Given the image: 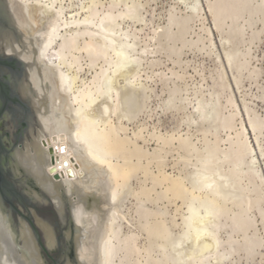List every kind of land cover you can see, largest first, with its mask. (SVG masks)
Here are the masks:
<instances>
[{
	"label": "bare ground",
	"instance_id": "bare-ground-1",
	"mask_svg": "<svg viewBox=\"0 0 264 264\" xmlns=\"http://www.w3.org/2000/svg\"><path fill=\"white\" fill-rule=\"evenodd\" d=\"M179 1L186 4L189 0ZM195 3L197 1L191 7L193 10L197 9ZM214 3L210 4L209 10L218 26L220 14L216 6H212ZM72 6L68 0H0V48L10 58L25 64L26 72L19 89L32 101L37 115L36 124L30 129L35 142L31 143L26 137L24 145L12 151L9 161L16 177L21 176L20 181L33 204L30 208H20L29 211L39 233L40 228L49 245L42 244L27 212L14 217L13 210L9 209L0 193V264H48L43 250L46 252L45 246L51 252L55 250L59 238L54 224L38 214V204H51L56 208L63 235L72 242L76 264H155L152 261L154 257L151 259L149 256L148 246L145 247L147 244L144 248L139 246V234L132 229L123 233V220L129 216L124 211L125 200L129 196L139 200L137 213L141 218L155 214L144 203L152 200L150 195L157 186L162 188V195L169 202L177 206L182 203L176 211L186 208L182 216L183 231L165 237L160 246L165 248L174 264H193L194 261L207 264L210 257L219 253L220 232L227 226L222 221L226 209L243 202V187L235 168H227L225 164L232 152H251L244 128L236 133L235 139L230 138V148L221 153L224 157L192 164V169L179 168L178 175L173 176L162 159L164 150L161 145L153 152L149 146L154 138L166 147L175 141L184 147L189 139L155 134L147 139L142 131L134 132V137L128 134V125L143 112L145 98H148L146 87L137 82L141 60L128 57L126 51L118 48L134 47L127 42L130 32L115 31L112 25L120 26L119 20L130 17L132 12L116 13L114 3L107 11L99 10L97 6L83 7L80 11ZM237 53L229 48L226 50L225 61L229 66L235 65ZM84 62L89 69L94 70L98 65L100 68L90 78L83 77ZM109 82L111 87L107 89ZM205 108L200 110V119L202 123L214 124L215 133L210 128L205 134H213L215 141L212 143V140L211 144L213 149H217L224 142L219 137V127L235 129V116L230 115L222 124L215 126ZM3 118L9 120L10 115ZM250 123L252 129L261 132L259 121L254 119ZM152 165L157 171L151 169ZM137 176L139 185L132 188V180ZM194 200L201 201L199 206L196 205L198 207L193 205ZM205 202L215 205L219 211L216 209L218 212L213 213L206 208L208 204ZM204 206L207 209L205 213L201 211ZM238 217H233V220ZM160 220L145 222L146 225L141 222L145 227L140 226L138 220L139 228H144L149 237L154 233L166 234L165 223ZM71 223L76 228L74 235L71 234ZM69 248L65 250L64 264H74L69 257Z\"/></svg>",
	"mask_w": 264,
	"mask_h": 264
},
{
	"label": "rangeland",
	"instance_id": "rangeland-1",
	"mask_svg": "<svg viewBox=\"0 0 264 264\" xmlns=\"http://www.w3.org/2000/svg\"><path fill=\"white\" fill-rule=\"evenodd\" d=\"M196 1L197 9L193 10L191 7ZM196 1L189 0L183 4L179 0H68V4L73 5V8L76 6L74 10L79 9L81 11L83 7L97 6L99 10L107 11L111 7V3H114L116 13L118 11L132 12L130 17L119 20L120 26L112 25L115 31L130 32L127 42L134 47L118 46V48L119 50L122 49L123 52L126 51L128 57L141 60L140 78L138 77L137 82L146 87L145 94L148 98H145L147 101L143 112L128 125V134L130 137H134V132L142 131L143 136L147 139H150V135L153 134L165 137L175 135L176 138L189 139L188 145L184 147H180L178 141L173 142V144L170 143L166 147L162 143L158 144L156 138L149 146L150 151L153 152L155 148H159L161 145L160 148L162 147L164 150L161 152L162 159L169 166L167 167L173 176L178 175L179 168L192 169L194 167L192 164L214 161L224 157V154H221L222 150L223 152L228 150L231 146L229 141L235 139L236 133L244 128L251 152L248 154L232 152L228 158L230 161L228 160L225 164L227 168H235L236 176L245 193H243V202L232 209H226V215L222 217V221L226 222L227 226H224L220 232L222 241L219 253L210 257L207 264H264V0ZM214 2L220 3L216 5ZM97 3L99 4L97 5ZM211 3H214L212 6H216L215 9L220 14L218 26L215 19L213 20L212 11L209 10ZM226 5L227 7H225ZM231 6L234 10L230 9ZM131 8L132 10H130ZM219 8H223L221 10L223 13ZM218 30L221 32H217ZM230 35L233 36L230 37ZM231 45L232 47H230ZM228 48L240 55L232 67L226 63L227 60L225 61ZM110 53L113 55L112 50ZM99 66H96L97 68L94 70L89 69L84 62L85 69L82 76L90 78L95 70L100 68ZM110 83L107 84V89L111 87ZM22 96L24 97L23 94ZM27 100L31 102V107L35 111L32 101ZM229 101L233 103L230 104ZM201 108L206 109V113L213 119L212 122L216 123L215 126L222 124L221 122L230 115L235 116V129L218 128L219 137L224 142H221L217 149H213L211 144L212 140V143L215 141L213 134H205L210 128L211 132L216 131V129L214 126L212 127L214 124L201 122ZM210 110L212 111L210 112ZM254 119L262 124L261 132L252 129L250 121ZM27 138L30 139L31 143L35 142L31 134ZM141 144L143 145V142ZM163 155H166L165 158ZM152 168L157 171L155 165H152ZM138 182L137 176L132 180L130 186L132 188L137 187ZM16 184L20 191H24L19 183L16 182ZM130 186L126 187L127 190ZM161 191L160 186L155 187L149 198L152 200L144 203L149 206L147 208H152L151 210L156 212L150 214L149 218L146 216L141 218L137 213L140 204H138L139 200L136 197L129 196V199L125 200L124 211L129 216L127 222L123 220V233L132 229L139 234L138 244L142 248L147 244L145 247L148 246L150 258L154 257L153 263L174 264L165 248H162L159 243H163L166 240L165 237H171L183 231L185 225L182 216L186 213V208L183 207V209L176 211L175 209L182 203L180 202L177 206L169 202ZM27 197L30 201L28 194ZM157 198L159 199L157 200ZM200 203L201 201L198 200L193 201L194 206H199ZM207 204L206 208H210L209 210L213 213L219 211L215 205L205 202V205ZM68 206L69 203L67 202L69 210ZM37 207H40V210L36 208L38 214L56 227L55 223L60 222L56 208L51 204H40ZM201 211L204 213L207 211L205 206L201 208ZM232 216H239V219L233 220ZM230 218L232 221L229 220ZM160 219L165 223L167 235L154 233L149 237L147 232L143 230L142 227H145L143 225H146L147 222L154 223L153 220L156 222ZM138 222L142 227L139 228ZM145 222L146 224H144ZM56 229L59 238L63 234L61 225L60 228L56 227ZM76 233V228L73 227L71 234ZM42 240L44 243L46 242L44 238ZM70 243L72 242H68L63 235L58 240L57 248L52 251V254L61 261V264L65 263L63 256L67 247H70V259L76 264ZM50 261L51 264H54L51 259ZM196 263L200 264L196 261L193 262V264Z\"/></svg>",
	"mask_w": 264,
	"mask_h": 264
},
{
	"label": "flooded vegetation",
	"instance_id": "flooded-vegetation-1",
	"mask_svg": "<svg viewBox=\"0 0 264 264\" xmlns=\"http://www.w3.org/2000/svg\"><path fill=\"white\" fill-rule=\"evenodd\" d=\"M4 25H6V24H4ZM4 52L5 51H3V49L0 48V56H3V58H5V59L10 58ZM23 76L20 77V71L19 70H11L10 68H8L6 66H0V109H2V107H6V109H7L6 111H4L2 113V116H1L2 118L0 121V135L3 136L4 143H6V147L9 148V150H10V153L5 154V156L2 160H3L6 168L8 169V171L11 173L14 181L19 183L24 188V192L26 193L25 185L20 181L21 176L16 177L15 173L13 172V168L10 164V161H9L10 160L9 159L10 154L12 153V151H14V149L17 148L18 146L24 145L26 137L30 136V129L33 125L36 124L35 121L37 119L36 112L33 111L32 107H31V102L22 96V93L19 89L20 88L19 83L23 79ZM19 97H20V100L22 99V101H24V102L26 101L30 105V107L32 109V114L29 113L23 106H21L19 104V99H18ZM6 114L10 115L9 120H6L3 118ZM23 129L26 130V133H25L21 143H18L17 138L19 137V135ZM3 130H5V132H3ZM13 145H14V147H13ZM0 193H1V190H0ZM4 201L7 204V206L9 207V209L13 210L14 217L18 218L20 213L23 214V212L24 213L27 212L26 214L30 215L29 211L26 208H25L26 211H24L20 208L21 206H23V207L25 206L23 203H20L18 205V207L20 208L21 211L16 212L11 204L6 202L5 199H4ZM15 202H16V204H18V200H15ZM32 205L33 204H30V206L28 208H30ZM38 205H40V204H38ZM39 230H40V233L42 235V238L45 239L42 230L40 228H39ZM45 241H46V239H45ZM45 244L47 247H49L47 242H45ZM43 252H44L45 257L48 261V264H51L49 256L47 255V253L44 250H43ZM65 256H66V253L64 252L63 260H65Z\"/></svg>",
	"mask_w": 264,
	"mask_h": 264
},
{
	"label": "water",
	"instance_id": "water-1",
	"mask_svg": "<svg viewBox=\"0 0 264 264\" xmlns=\"http://www.w3.org/2000/svg\"><path fill=\"white\" fill-rule=\"evenodd\" d=\"M0 66H6L8 68H10L11 70H19L20 71V77H22L25 72H26V66L23 62H21L20 60H17L15 58H3L2 56H0ZM19 99V104L21 106H23L29 113L32 114V109L30 107V105L25 101H22V99ZM6 107H2V109H0V121H1V116L2 113L4 111H6ZM26 133V130H22L18 139V143H21L24 135ZM10 150L9 148L6 147V143H4L3 140V136L0 135V190L1 193L4 197V199L6 200V202H8L9 204L12 205V207L15 209L16 212H20V208L18 207V205L20 203H23L26 207H29L30 204H32L31 201H29L27 194L24 191H20L18 189V185L16 184V182H13L12 180L13 177L11 175V173L8 171V169L6 168L4 162H3V158L5 156V154H9ZM15 200H18V204H16ZM29 205V206H28ZM40 210V207H37ZM58 217V216H57ZM28 220L31 222V224L34 226V228L37 230L38 235L40 237V240L42 242V244L44 245V242L42 241V237L41 234L38 231V228L34 222V219L31 217V215H28ZM56 227L60 228V222L58 221L57 223H55ZM71 227L75 228L74 224L71 223ZM63 237V234L59 237V239ZM45 250L49 256V258L54 262V264H61V261L59 259H56V257L52 254V252L46 248L45 246Z\"/></svg>",
	"mask_w": 264,
	"mask_h": 264
}]
</instances>
